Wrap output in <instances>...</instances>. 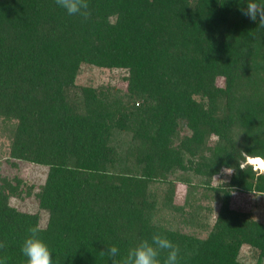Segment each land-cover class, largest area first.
Listing matches in <instances>:
<instances>
[{
  "label": "trees",
  "instance_id": "16d2710c",
  "mask_svg": "<svg viewBox=\"0 0 264 264\" xmlns=\"http://www.w3.org/2000/svg\"><path fill=\"white\" fill-rule=\"evenodd\" d=\"M246 2L89 0L82 22L55 0H0V167L47 168L35 193L0 174L7 264H27L41 218L10 200L32 194L53 264H113L101 251L153 233L180 264H264V222L232 207L264 196V175L239 167L264 156V26ZM83 66L126 71V91L77 84Z\"/></svg>",
  "mask_w": 264,
  "mask_h": 264
},
{
  "label": "clouds",
  "instance_id": "9594fccd",
  "mask_svg": "<svg viewBox=\"0 0 264 264\" xmlns=\"http://www.w3.org/2000/svg\"><path fill=\"white\" fill-rule=\"evenodd\" d=\"M55 2L67 15L79 16L82 22H87L91 18L89 0H55ZM240 11L253 21L259 18V25L264 26V2L247 0L246 7H242ZM245 154V160L239 163L240 169L251 167L253 172L264 175V156ZM224 171L229 174L232 172L230 168ZM45 229L46 225L41 221L28 228L30 235L21 248L22 254L27 258V264H53V253L40 239V233ZM5 247L6 244L0 242V249ZM101 254L111 258L113 264H180L181 259L179 246L160 233H153L150 239L141 240L136 246L129 248L123 257H120V250L116 246L108 247L107 251H101ZM162 254L163 259H161ZM0 264H7L6 256L0 257Z\"/></svg>",
  "mask_w": 264,
  "mask_h": 264
},
{
  "label": "rangeland",
  "instance_id": "374dc122",
  "mask_svg": "<svg viewBox=\"0 0 264 264\" xmlns=\"http://www.w3.org/2000/svg\"><path fill=\"white\" fill-rule=\"evenodd\" d=\"M126 76V71L124 70H109V69H98L89 66H83L80 75L77 77V84L80 85H111L121 91L125 92L127 88V82L123 79ZM5 149V145L0 138V154L1 151ZM47 168L43 166L28 164L25 162H17L15 167L10 166L9 164L2 161L0 167V174L2 176L12 178H19L23 182V188H28L34 186L32 193H35L39 186H41L46 178ZM231 174V173H230ZM230 174L226 171L218 176L215 180V184L221 182H227L229 180ZM178 194L184 193V187H177ZM10 203L12 206L17 209L30 212V213H39L41 222L45 224L47 214L40 211L37 206V201L35 196L32 194L30 197H26L25 200L11 199ZM232 207L242 211L250 212L254 219L264 222V196L263 195H252V194H234ZM214 215V213H213ZM212 215V220H213ZM206 233L200 234L202 237ZM242 256H247V252L242 251Z\"/></svg>",
  "mask_w": 264,
  "mask_h": 264
}]
</instances>
